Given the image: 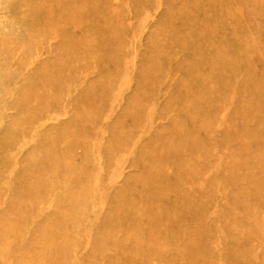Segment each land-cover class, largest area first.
<instances>
[{"label":"rangeland","instance_id":"obj_1","mask_svg":"<svg viewBox=\"0 0 264 264\" xmlns=\"http://www.w3.org/2000/svg\"><path fill=\"white\" fill-rule=\"evenodd\" d=\"M0 264H264V0H0Z\"/></svg>","mask_w":264,"mask_h":264}]
</instances>
